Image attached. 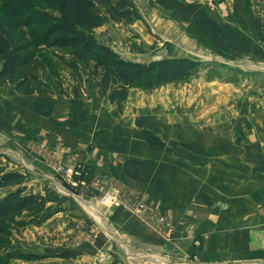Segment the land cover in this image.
Returning <instances> with one entry per match:
<instances>
[{"label":"rangeland","instance_id":"obj_1","mask_svg":"<svg viewBox=\"0 0 264 264\" xmlns=\"http://www.w3.org/2000/svg\"><path fill=\"white\" fill-rule=\"evenodd\" d=\"M134 2L144 22L138 21L128 28L111 22L104 5L97 3L96 11L105 19L103 30L95 31L101 43L133 61L189 57L200 66L186 82L168 84L152 93L133 89L128 106L174 103L176 118L189 119L192 125L197 120L207 123V152L216 149L220 155L208 156L220 161L217 182L191 184V197L196 204L205 202L214 212V219L192 222L205 240H201L202 249L197 250L200 242L193 241L190 255L176 254L160 262L264 264V0ZM14 4L25 8L26 0ZM82 72L86 84L83 92L64 74L66 95L58 88L52 94L22 95L12 85L0 86L6 107L13 105L17 115V127L0 133V144L10 146L11 151L5 155L9 167L22 172L26 168L32 170L28 188L44 190L55 198L48 206L51 220L25 231L23 237L15 236L13 246L46 256L64 250L80 253L74 261L47 257L43 261L14 264H157L154 257H144L123 247L112 253L104 249L92 251L93 238L87 236V225L82 222L73 225L77 228L80 224L78 232L65 231L71 224H61L58 229L57 220L65 224L70 221L66 207L56 201L60 194L48 183L54 180L64 194L70 195L67 183L57 171L68 167L60 163L58 156H70L78 148L93 151L98 145L91 136L101 131V124H107L105 118H110L111 112L103 103L105 99L97 95V81L88 71ZM90 102L103 103L106 108L100 115H87L84 106ZM219 133L222 140L215 143L214 135ZM6 191L0 190V195ZM77 195L93 197L79 190ZM73 198L70 201L77 203Z\"/></svg>","mask_w":264,"mask_h":264},{"label":"crops","instance_id":"obj_2","mask_svg":"<svg viewBox=\"0 0 264 264\" xmlns=\"http://www.w3.org/2000/svg\"><path fill=\"white\" fill-rule=\"evenodd\" d=\"M128 1L137 6L134 0ZM104 26L105 22L96 31H102ZM85 71L92 75L91 69ZM95 81L98 83V80ZM85 85L83 75V90L76 88L83 92ZM129 97L121 114L114 105L103 101L111 109L110 118H105L107 124H101V131L94 136L92 134L91 137L98 145L93 151L78 148L70 156L60 154L58 158L67 167L80 164L89 177H100L104 183L118 187L147 209L166 216L173 226L169 237L159 233L130 209L102 204L94 197L80 198L71 192L70 196L64 194L62 186L54 180L50 179L48 183L60 194L59 201H56L66 207L67 217L73 221L65 224L57 220L58 229H61V224H71L65 231L78 232L80 224L77 228L73 225L82 222L87 225V236L93 238L92 246L87 244V248L91 246L92 251L104 249L112 253L123 247L144 257H154L157 264H161L176 254L190 255L194 236L201 237L205 243L201 230L192 222L214 219V212L205 206V202L196 204L191 197L194 194L191 193V184L194 186L196 182L205 184L213 180L217 182L216 170L220 161L208 159V156L220 155L216 149H213V153L207 152V123L203 120H197L192 125L189 119L176 118L175 104L172 102L150 106L138 104L131 108L128 106ZM90 103L84 106L87 115H100L101 110L106 108L100 102ZM6 105L0 96V133L17 127L15 107L12 105L8 108ZM92 122L95 123L94 120ZM196 126L198 129H194ZM220 133L214 135L215 143L221 142ZM9 147L0 144V152L6 155L11 151ZM26 171L31 178L34 172L27 168ZM28 191L44 193V190H31L30 187ZM45 193L54 201L55 198L49 192ZM71 198L76 199L77 203H72Z\"/></svg>","mask_w":264,"mask_h":264},{"label":"trees","instance_id":"obj_3","mask_svg":"<svg viewBox=\"0 0 264 264\" xmlns=\"http://www.w3.org/2000/svg\"><path fill=\"white\" fill-rule=\"evenodd\" d=\"M0 0V86L12 85L18 94L66 95L64 74L83 90L82 70L91 69L98 80L97 95L121 114L133 89L145 93L190 80L200 63L189 57H163L147 62L123 58L101 43L95 34L105 19L96 11L104 5L110 21L126 28L142 21L138 8L128 0ZM26 13V14H24ZM0 152V264L38 262L47 257L74 261L80 255L64 250L53 256L24 252L13 246L32 227L43 226L51 217L53 202L47 193L30 192L27 171L11 170ZM197 250L202 249L201 238Z\"/></svg>","mask_w":264,"mask_h":264},{"label":"built area","instance_id":"obj_4","mask_svg":"<svg viewBox=\"0 0 264 264\" xmlns=\"http://www.w3.org/2000/svg\"><path fill=\"white\" fill-rule=\"evenodd\" d=\"M57 171L67 183L72 194H76L77 190L87 192L102 204L130 209L137 217L150 224L165 237H169L172 233V222L166 216L158 211L147 209L118 187L104 183L100 177H89L80 164L59 168Z\"/></svg>","mask_w":264,"mask_h":264}]
</instances>
